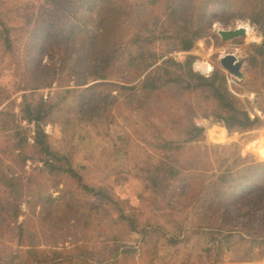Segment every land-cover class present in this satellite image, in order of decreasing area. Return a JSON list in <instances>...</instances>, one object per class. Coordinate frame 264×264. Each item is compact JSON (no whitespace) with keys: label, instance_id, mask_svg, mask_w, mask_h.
I'll return each mask as SVG.
<instances>
[{"label":"rangeland","instance_id":"374dc122","mask_svg":"<svg viewBox=\"0 0 264 264\" xmlns=\"http://www.w3.org/2000/svg\"><path fill=\"white\" fill-rule=\"evenodd\" d=\"M46 1L0 0L1 18L12 28L14 40L9 55L0 54V98L2 90L9 95L0 111L19 114L10 123L28 135L24 151L30 156L23 163L15 140L0 130V169L10 174L14 170L25 183L23 194L15 197L0 182V264H264V245L247 250L233 235L225 241L224 253L209 252L220 236L198 227L203 196L217 175L228 168L232 175L242 168L245 164L236 161L239 158L264 164V138H258L261 156L247 147L264 133V29L240 8L213 5L205 17L204 34L187 50H174L173 42L165 40L146 46L158 59L168 55L181 63L192 60L193 72L203 75L207 86L183 89L172 82L151 96L117 87L113 90L117 101H99L95 111L90 104L92 92L62 103L44 126L47 141L51 151L67 156L81 175V184L93 189L88 191L58 168L60 162L54 157L33 146L34 126L21 120L26 92L20 89L21 74L33 49L30 32L20 25L26 14L40 15ZM96 4L94 0L76 3L77 14L88 15ZM240 21L248 22L253 32L223 39L220 31L234 30ZM141 46L130 44L122 54L136 55ZM2 47L0 43V53ZM227 53L242 62L244 77L224 69L221 57ZM249 79L257 88L245 86L243 94L237 84ZM82 81L77 78L71 84ZM97 82H105L98 90L104 95L112 89L111 81L91 79L80 87ZM62 88L56 82L37 91L44 97L55 96ZM130 93L134 95L127 100ZM232 110L249 118L251 127L229 129L224 116ZM7 118L11 117L0 114V126ZM190 122L202 130L198 129L195 140L185 142ZM162 139L182 147L164 148ZM162 163L181 173L165 180L170 174L157 170ZM192 178L195 183L190 182ZM188 184L195 188L190 191ZM31 200L40 201L35 211ZM10 202L16 204L18 218L7 211ZM232 202L222 211L232 214L238 224L244 223L245 217L236 215L250 213L251 206Z\"/></svg>","mask_w":264,"mask_h":264},{"label":"trees","instance_id":"16d2710c","mask_svg":"<svg viewBox=\"0 0 264 264\" xmlns=\"http://www.w3.org/2000/svg\"><path fill=\"white\" fill-rule=\"evenodd\" d=\"M87 1L90 0H47L39 8L40 15L36 16L34 12L24 15L25 22L20 28L30 32L31 39H28V42L33 50L28 52L30 59L25 66V72L21 74L24 81L20 89L26 91L21 120L26 119L34 126L33 146H38L41 152L54 157L60 162L58 168H62L65 173L76 178L83 189L91 191L92 188L81 184L82 177L67 156L50 150L48 134L44 126L51 121L54 111L71 97L76 95L82 97L88 92H92L94 99L92 98L90 104L95 105L93 108L95 111L99 101H114V103L117 101L118 97L113 94L114 88L117 87L151 96L158 94L164 87L174 84L172 82L183 89L207 86L206 78L193 72L192 60L181 63L174 56L168 55H162L161 59H158L155 52L146 50V46L165 40L173 42L174 50H187L196 38L204 34L205 17L210 8L216 4L233 10L240 8L264 29V0H138L135 2L94 0V3L97 2L96 10L89 11L85 16L78 15L76 3L83 2L84 5ZM11 29L1 18L0 12V43H3L0 54L5 57L11 52V42H14L11 38ZM130 44L143 46L136 55L125 56V53L123 55L122 49ZM261 50L264 51V46ZM77 78L78 81L83 80L81 84H71ZM90 79L111 81L108 82L110 83L108 86H112V89H109L105 95L102 94L103 92H98L105 82L80 87L88 84ZM117 81H122L124 84ZM56 82H59V86L63 88L57 91L55 96L44 97L37 91L52 87ZM132 83L133 85H130ZM237 85L243 94L245 86L257 88L250 79ZM3 92L4 90H2L0 106L9 97ZM132 95L134 94L130 93L127 100H131ZM87 101L86 105L89 103V100ZM253 109L257 110V108ZM243 111L248 115L253 114V111L249 114L247 109ZM0 114L11 117L3 121L0 130L6 131L7 137L12 136L18 149L17 157L23 163L26 162L30 159L24 151V147L29 145L28 135L19 125L12 126L10 123L11 120H16L19 114H11L6 110H1ZM224 121L229 129H248L252 125L249 118L242 117L235 110L226 114ZM190 123L188 132L190 135L185 138V142L197 138L198 128ZM160 141L167 149H174L172 145L177 148L182 147V143L178 144L177 141L164 139ZM236 161H243L245 165L236 170L233 176L229 173L232 168L217 175L203 196L198 227L209 228L210 232L220 236L208 249L209 252L218 249L220 253H224L225 241H229L233 235H238L240 238L238 242L245 243L247 250L264 245V174L262 173L264 164H250L249 160L240 158ZM2 164L0 158V166ZM157 170L165 173V176L167 173L170 174L165 180H170L181 173L167 163L157 166ZM0 182L9 188L11 195L15 197L24 192L23 179L15 175L12 169L11 174L0 169ZM190 182L195 183L193 178ZM187 186L189 187V184ZM192 188H195L193 184L189 187L190 191ZM32 200V210L35 211V204L40 201ZM231 201L236 204L243 201L251 206L250 213L236 215L237 218L245 217L244 223L238 224L232 214L222 211L229 207ZM1 210L5 209L1 207ZM7 211H12L11 215L18 218L19 213L16 211L15 203L10 202Z\"/></svg>","mask_w":264,"mask_h":264},{"label":"water","instance_id":"95a60500","mask_svg":"<svg viewBox=\"0 0 264 264\" xmlns=\"http://www.w3.org/2000/svg\"><path fill=\"white\" fill-rule=\"evenodd\" d=\"M242 30L238 28L237 30H223L220 32V35L223 39L228 40L230 38L237 37ZM221 64L224 68L229 70L235 76L242 78L244 77L243 72L241 71L242 62L237 59V57L232 53H227L221 57Z\"/></svg>","mask_w":264,"mask_h":264},{"label":"bare ground","instance_id":"6f19581e","mask_svg":"<svg viewBox=\"0 0 264 264\" xmlns=\"http://www.w3.org/2000/svg\"><path fill=\"white\" fill-rule=\"evenodd\" d=\"M239 26H237L234 30H237L238 28H240V30H242L241 33H239L237 36H240V35H245L246 33L248 35H250L252 32H253V29H252V26H250V24L248 22H245V21H240L239 23ZM223 30H221L220 32H222ZM201 66L204 68V69H209V66L207 64H204L202 63ZM226 69V68H224ZM227 70V69H226ZM229 71V70H228ZM204 72V71H203Z\"/></svg>","mask_w":264,"mask_h":264},{"label":"built area","instance_id":"2783aa9c","mask_svg":"<svg viewBox=\"0 0 264 264\" xmlns=\"http://www.w3.org/2000/svg\"><path fill=\"white\" fill-rule=\"evenodd\" d=\"M197 125L200 126L201 125V122H198ZM199 130H202V128H200ZM260 137L261 138H264V133L261 136L259 135V137L255 138L251 142V144L247 145V147L251 148L252 151L257 152L261 156V153H259V151L257 150V147L259 146V142H258L259 140H258V138H260ZM261 141H262V139H261Z\"/></svg>","mask_w":264,"mask_h":264}]
</instances>
